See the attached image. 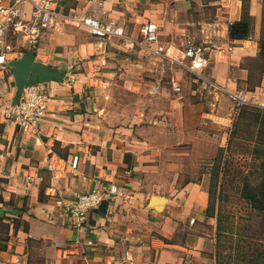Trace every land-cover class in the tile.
I'll use <instances>...</instances> for the list:
<instances>
[{
    "label": "crops",
    "instance_id": "obj_1",
    "mask_svg": "<svg viewBox=\"0 0 264 264\" xmlns=\"http://www.w3.org/2000/svg\"><path fill=\"white\" fill-rule=\"evenodd\" d=\"M53 5L66 14L112 21L125 28L126 37L98 38L73 24L48 30L36 58L59 70L62 80L48 81L55 98L47 114L24 130L0 112V264L207 261L208 235L198 226L212 223L208 191L188 180L162 196L155 193V178H164L163 169L184 167L178 163L183 155L193 160L195 154H218L223 142L217 149L211 144L217 132L232 126L238 92H255L264 106V74L251 88L246 61L258 56L264 37L263 0H248V12L242 0H54ZM246 12L253 33L232 39L230 24ZM150 21L159 29L156 42H147L142 31ZM18 42L27 44L24 37ZM188 42L201 51L203 66L191 68V58L180 63L169 57L173 51L182 56ZM125 96L138 100V111L129 113L127 106L119 112ZM15 97L16 90L4 83L0 110ZM112 185L118 194L108 195L106 212H94L79 228L56 203ZM153 195L167 198L161 210L150 203Z\"/></svg>",
    "mask_w": 264,
    "mask_h": 264
},
{
    "label": "built area",
    "instance_id": "obj_2",
    "mask_svg": "<svg viewBox=\"0 0 264 264\" xmlns=\"http://www.w3.org/2000/svg\"><path fill=\"white\" fill-rule=\"evenodd\" d=\"M53 4L54 0H0V94L1 86L7 83L13 74L12 60L26 51L36 53L40 48L41 39L50 29L73 24L88 27L90 33L98 38L126 37L125 28L121 25L85 12L66 14L58 11ZM142 31L147 42L158 41L159 29L156 23H144ZM19 37L26 39L25 47L19 44ZM157 50L162 51L164 48L158 47ZM169 57L180 63L186 58H191V68L201 67L205 63L204 56L193 42H188L182 56L173 51ZM156 90L157 87L154 88V91ZM174 90H182L179 82L175 81ZM54 98V90L48 81L28 83L20 98L6 99L3 102L0 112L5 119L14 121L20 128L33 129L47 114ZM234 99L238 110L244 105L264 107L253 91H240L234 95ZM48 167L54 169L51 163ZM117 194V185H112L105 191L93 189L79 193L72 200L58 198L56 203L71 218L73 226L79 228L89 221L91 214L108 195L113 198Z\"/></svg>",
    "mask_w": 264,
    "mask_h": 264
},
{
    "label": "rangeland",
    "instance_id": "obj_3",
    "mask_svg": "<svg viewBox=\"0 0 264 264\" xmlns=\"http://www.w3.org/2000/svg\"><path fill=\"white\" fill-rule=\"evenodd\" d=\"M263 18H264V0H263ZM9 89L16 90L14 75L7 82ZM127 98V96H125ZM124 99V97L122 98ZM128 101L130 103L126 104ZM135 99L126 100L121 106L122 112L124 108H129V113L138 111V105ZM234 119L232 120V124ZM231 127H226L225 131L217 132L218 138L216 143H212L211 149H217L218 142H223L224 147H227ZM219 139V140H218ZM217 151V150H216ZM211 152L212 155L195 154L198 158L189 160V157L183 155L179 159V164L185 166L179 169H163L164 178H155V193L162 196H169L182 187V184L188 180L198 181L202 187L208 191L210 188V170L212 161L217 153ZM168 158V157H167ZM243 158V157H242ZM229 159L237 168L244 162L239 154L229 155ZM178 176L176 182L175 177ZM227 188L223 194L218 193L210 197V206L216 214L208 222L201 221L198 230L205 232L207 236V244L204 250V257L207 261H200L199 264H248L242 252L248 254L252 260L255 252H260L264 249V217L254 209L250 203L245 200L240 193L242 179L240 176L233 174L225 176ZM175 182V183H174ZM221 226V232L218 233V226ZM199 231H195L197 234ZM186 230H183L179 235H183ZM198 235V234H197ZM254 251V252H253ZM246 254V255H247ZM256 256V255H255Z\"/></svg>",
    "mask_w": 264,
    "mask_h": 264
},
{
    "label": "trees",
    "instance_id": "obj_4",
    "mask_svg": "<svg viewBox=\"0 0 264 264\" xmlns=\"http://www.w3.org/2000/svg\"><path fill=\"white\" fill-rule=\"evenodd\" d=\"M242 1L244 10L248 12V0ZM247 12L242 19L230 24L229 33L232 39H247L253 33L254 25ZM258 43V56L246 58L250 69L251 88L262 81L264 74V37H261ZM236 153L241 156L239 161L245 160L239 167L234 168L229 155L234 156ZM212 163L210 188L208 189L209 199L218 191L220 194L226 191L225 176L234 172L242 179L240 186L242 197L264 217V107L255 105L241 107L232 124L227 147H220ZM206 214L208 217L216 215L210 206V200ZM219 232H221L220 223ZM242 254L246 260L249 259L248 264H264V249L260 252L256 251L252 260L246 252H242Z\"/></svg>",
    "mask_w": 264,
    "mask_h": 264
},
{
    "label": "water",
    "instance_id": "obj_5",
    "mask_svg": "<svg viewBox=\"0 0 264 264\" xmlns=\"http://www.w3.org/2000/svg\"><path fill=\"white\" fill-rule=\"evenodd\" d=\"M11 65L16 83L15 99L22 96L28 83L36 81L62 80V75L59 70L54 69L51 65L38 60L36 58V54L32 51H26L20 57L13 59ZM166 201V197L153 195L150 203L158 210H161ZM108 203V200L105 199L95 212H106Z\"/></svg>",
    "mask_w": 264,
    "mask_h": 264
}]
</instances>
